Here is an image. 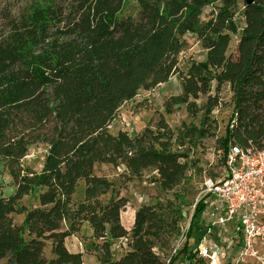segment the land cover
Listing matches in <instances>:
<instances>
[{"label":"trees","instance_id":"1","mask_svg":"<svg viewBox=\"0 0 264 264\" xmlns=\"http://www.w3.org/2000/svg\"><path fill=\"white\" fill-rule=\"evenodd\" d=\"M216 2L218 11L203 21L204 9ZM133 3L137 13L123 16ZM5 21L0 28V159L15 192L8 198L0 193V264H84L83 253L66 245L84 223L94 240L104 241L100 264H166L161 247L171 216L159 203L143 204L128 231L122 223L128 199H107L113 184L94 170L102 164L123 167L133 178L152 169L166 192L188 181L189 155L171 151L167 131L147 128L133 137L110 130L125 102L175 75L182 78V93L172 105L195 104L211 93L213 81L217 88L230 87L234 110L220 141L223 167L231 147L264 150V0L252 5L246 0H54L31 3ZM187 34L196 35L206 53L184 74L178 56ZM237 34L235 51L228 55ZM189 132L210 134L206 127ZM39 146L47 152L41 170L33 171L24 159ZM82 182L85 195L76 201ZM25 198L37 205H22ZM204 209L200 200L189 238H196L194 231L203 237ZM23 214V222L16 223L14 216ZM122 238L128 239L126 252L115 259L112 250ZM191 244L168 264L182 254L191 264L198 246L195 239Z\"/></svg>","mask_w":264,"mask_h":264},{"label":"rangeland","instance_id":"2","mask_svg":"<svg viewBox=\"0 0 264 264\" xmlns=\"http://www.w3.org/2000/svg\"><path fill=\"white\" fill-rule=\"evenodd\" d=\"M54 0H0V28L6 25V15L18 16L31 3H47ZM58 4V0H55ZM220 2L206 7L203 11L202 20L206 21L218 11ZM237 25L241 30L245 25L243 18L244 6L242 2L237 4ZM138 4L133 3L124 12L123 16L136 14ZM0 29V32L2 30ZM239 34L232 36V41L228 50V55L234 53ZM186 42L183 51L179 54V68L185 74L192 62L203 61L205 50L196 35L187 34L183 38ZM182 93V78L179 75L173 76L168 83L161 84L149 91L141 90L131 101H127L119 109L116 120L112 123L110 130L112 133L126 131L131 136L143 133L147 128L156 133L167 131L171 137V151L179 154H188L190 173L188 181H184L173 191L166 192L160 188L158 176L152 169L146 170L139 177L130 178L123 167H114L108 164L97 165L94 173L107 178L112 184L110 197H126L129 201L125 211L122 213V223L129 231L134 224L135 213L143 204L159 203L167 211L170 218V232L161 247L166 264L172 255L184 248L187 243L191 245L196 240L193 249L195 255L191 264H207L199 254V248L204 246L203 239H210L219 246L220 264H264V243H259L257 249L259 256L247 255L241 257L239 249L234 245H225L222 238L207 235V219H199L203 237L200 240L201 231H194V239L187 236L186 241H182L184 234L189 230L193 216V205L199 196L203 183L208 178L218 179L224 173L223 152L221 149V139L226 135V128L231 120L234 110V97L228 85L217 88L216 81L212 82L210 94L202 96L195 104L172 105L173 97ZM168 107L172 112L168 113ZM167 127V128H163ZM208 128L210 134L204 137L198 133L191 134L189 129ZM47 148L39 146L32 148L25 157L24 163L33 171H40L45 159ZM15 192L13 180L9 175L5 163L0 159V193L8 198ZM85 195V185L82 182L74 196L76 201L82 200ZM29 208L37 205L31 198H25L22 203ZM176 211V214H174ZM25 215H15L14 221L21 224ZM93 231L88 223H84L79 233L66 242L70 251L78 249L86 255L84 264H99V259L104 255L102 248L103 240H94ZM80 242L82 245H80ZM205 243V242H204ZM179 247V248H178ZM177 249V250H176ZM176 250V252H174ZM126 251L112 250L113 258L117 259ZM189 252V251H187ZM49 256V250H47ZM188 254H186L187 257ZM92 258V263H89ZM209 260V259H207ZM188 261V260H187ZM190 264V262L188 261Z\"/></svg>","mask_w":264,"mask_h":264},{"label":"built area","instance_id":"3","mask_svg":"<svg viewBox=\"0 0 264 264\" xmlns=\"http://www.w3.org/2000/svg\"><path fill=\"white\" fill-rule=\"evenodd\" d=\"M200 200L205 205L201 217L209 221L208 236L217 229L216 235L225 245L239 244L241 257L259 256L257 247L264 243V150L231 147L224 173L216 180H205L193 205V213ZM127 244L128 239L122 238L113 248L120 251ZM202 244L205 245L199 248L200 256L209 259L210 264H220L219 246L206 238Z\"/></svg>","mask_w":264,"mask_h":264},{"label":"crops","instance_id":"4","mask_svg":"<svg viewBox=\"0 0 264 264\" xmlns=\"http://www.w3.org/2000/svg\"><path fill=\"white\" fill-rule=\"evenodd\" d=\"M208 224H209V223H208ZM214 232L217 233V229H215ZM73 237H74V236L68 238L67 241H69V239H71V238H73ZM237 244H238V243H236V244L234 245V248L239 249L238 251L240 252V246L237 245ZM72 252H81V253H83V258L85 259V257H86V255H84V252H82V251H80V250H78V249L72 250ZM183 256H184L183 254H182L181 256H179V257L174 261L173 264H189L188 261H187V259L184 258ZM91 259H92V258H89V261H88L89 263H92V262H93V261H91ZM97 264H98V263H97ZM99 264H100V263H99Z\"/></svg>","mask_w":264,"mask_h":264},{"label":"water","instance_id":"5","mask_svg":"<svg viewBox=\"0 0 264 264\" xmlns=\"http://www.w3.org/2000/svg\"><path fill=\"white\" fill-rule=\"evenodd\" d=\"M246 3H247L248 5H252V4L255 3V0H246Z\"/></svg>","mask_w":264,"mask_h":264}]
</instances>
